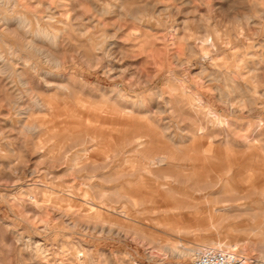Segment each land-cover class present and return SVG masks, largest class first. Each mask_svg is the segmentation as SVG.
Listing matches in <instances>:
<instances>
[{
    "label": "rangeland",
    "instance_id": "1",
    "mask_svg": "<svg viewBox=\"0 0 264 264\" xmlns=\"http://www.w3.org/2000/svg\"><path fill=\"white\" fill-rule=\"evenodd\" d=\"M19 14L56 35L46 53L2 21ZM0 18V264H183L168 247L227 234L264 264V0H16Z\"/></svg>",
    "mask_w": 264,
    "mask_h": 264
},
{
    "label": "bare ground",
    "instance_id": "2",
    "mask_svg": "<svg viewBox=\"0 0 264 264\" xmlns=\"http://www.w3.org/2000/svg\"><path fill=\"white\" fill-rule=\"evenodd\" d=\"M15 3H16V0H0V5L1 6H3V7H5V6H8V7H10V6H14L15 5ZM15 10V9H14ZM19 10V9H18ZM102 12V11H101ZM9 13V12H8ZM8 13H6V14H8ZM12 13H13V11H12ZM11 15V14H10ZM1 19V18H0ZM2 20V19H1ZM3 22H4V24L5 25H8L10 22L11 23H14L15 24V26H14V28H16V30H18V31H15V34L18 36V35H20L19 34V32H21V34L24 36H27V37H29L28 39H26V41H25V48L27 49V51L28 52H30V50H32L35 54H38V55H41V54H44V53H46V51L40 46V44H42V42H49L50 44H55L56 43V35L55 34H53V33H51V32H49V31H47L46 29H43V28H41V27H38V25H32L31 24V22H30V20L28 19V17L27 16H25V15H23V14H19V15H17L16 17H14V18H9V17H4V15H3V20H2ZM38 22V21H37ZM44 27H46V26H44ZM7 29H9V28H7ZM11 30V29H10ZM9 31V30H8ZM24 36V37H25ZM91 38V37H90ZM14 42V41H13ZM5 43V42H4ZM16 43V42H15ZM6 44V43H5ZM14 44V43H13ZM47 45V44H46ZM0 46H1V44H0ZM5 46V45H4ZM44 47V46H43ZM2 48H4V47H2ZM10 48V47H9ZM17 48H19V47H17ZM4 50V49H3ZM28 55V54H27ZM24 56V55H23ZM22 56V57H23ZM51 57H53V62H54V64L56 65V66H58L59 65V62H58V60L56 59V57L55 56H51ZM18 58V57H17ZM29 58V57H28ZM20 59V58H19ZM21 59H23V58H21ZM0 60H3V58H2V56H1V54H0ZM13 60V59H12ZM14 61V60H13ZM2 61H0V63H1ZM27 63V62H26ZM52 63V62H51ZM31 65V64H30ZM29 65V66H30ZM33 65V64H32ZM52 65V64H51ZM39 66V65H38ZM53 67V66H52ZM57 68V67H56ZM33 70V69H32ZM0 73H2V74H5V75H7V77H9L10 76V67H9V65H7V64H4L3 63V65H1L0 66ZM20 73V72H19ZM19 73H16V75H18V77H19V81L21 82V83H23V79H22V76H21V74L23 73L22 72V70H21V74H19ZM31 73V72H30ZM39 73V72H38ZM44 73V72H43ZM42 73V74H43ZM48 74V73H47ZM49 75V74H48ZM24 76H25V74H24ZM44 76V75H43ZM54 76H56V74H54ZM53 76V77H54ZM47 77H49V76H47ZM16 78H17V76H16ZM34 78V77H33ZM46 78V77H45ZM5 79V78H4ZM15 79V78H14ZM28 79V78H27ZM42 79H44V78H42ZM53 79H55V78H53ZM35 80H37V79H35ZM48 80H49V78H48ZM17 81V80H16ZM3 82V81H2ZM25 83H29L30 84V82H26V81H24ZM36 82V81H35ZM48 82V81H47ZM50 82V81H49ZM19 83V82H18ZM18 83H17V85H18ZM44 83V82H43ZM10 84V83H9ZM44 84H46V83H44ZM54 84H56V83H54ZM48 85V84H47ZM61 85V84H60ZM59 85V86H60ZM8 86V85H7ZM14 86V85H13ZM26 86V85H25ZM52 86H54L53 84H52ZM56 86V85H55ZM65 86V85H64ZM231 86V85H230ZM2 87V86H1ZM19 87V86H18ZM22 87V86H21ZM3 88V87H2ZM20 88V87H19ZM52 88H54V87H52ZM67 88V87H66ZM60 89H63V88H60ZM65 89V88H64ZM4 90H5V87H4ZM17 90V89H16ZM27 90V89H26ZM49 90V89H48ZM54 90H56V89H54ZM66 90V89H65ZM2 91V90H1ZM7 91V90H6ZM18 91V90H17ZM23 91H21V93H22ZM51 93H54V92H51ZM50 93V94H51ZM5 94H6V92H5ZM4 94V95H5ZM36 95L31 99V101L29 102V104H30V106H28V107H31V105H33L34 107H36L37 109L39 108L40 110H41V108H43L44 107V105L46 104V107H48L47 105H49V104H56L55 102H54V99L51 97V98H44V96L42 97L41 95H39V93L37 94V93H35ZM56 94V93H55ZM8 95V94H7ZM20 95V94H19ZM18 96V95H17ZM13 97L14 99L12 100L11 99V103H13V104H17L18 105V102H17V100H19L18 98H19V96L18 97ZM50 96V95H49ZM82 96V95H81ZM226 96V95H225ZM21 97V96H20ZM54 98L55 97H57V94H56V96H53ZM23 99H24V97H22ZM86 98V97H85ZM88 99V98H87ZM7 101H8V99H7ZM75 102V101H74ZM78 102H79V104H91L90 102H88V101H86V100H82V99H78ZM27 103V102H26ZM78 104V103H77ZM23 105V104H22ZM23 107H26V106H23ZM22 107V108H23ZM27 107V108H28ZM49 109V108H48ZM21 110V109H20ZM28 110V109H27ZM39 111V110H38ZM22 112V111H21ZM23 113V112H22ZM47 120V119H46ZM49 121H51V120H49ZM42 123L43 122H41V124L39 123L38 125H42ZM43 125H44V123H43ZM25 128H27L29 131L30 130H36L37 129V123H36V125L35 124H32V125H25L24 126ZM22 129H23V126H22ZM24 130V129H23ZM33 133V132H32ZM50 133L51 132H49V135H50ZM41 139V138H40ZM48 140V139H47ZM40 142V141H39ZM39 142H38V144H39ZM51 143V142H50ZM49 145V144H48ZM40 147V146H39ZM113 149V148H112ZM59 151V150H58ZM80 151H82V149L80 150ZM83 151H85V149L83 150ZM111 151V150H110ZM53 152V151H52ZM54 153L55 154H57V152L56 151H54ZM48 154H50V152L48 153ZM87 154V153H86ZM52 155V154H51ZM197 155V154H196ZM53 156V155H52ZM166 156V155H165ZM84 154H79V156L77 155V156H75L73 159H72V163H74L76 160H78L79 158L81 159V161H82V159H84ZM155 158V157H154ZM191 159H192V156H191ZM224 160V159H223ZM78 161H80V160H78ZM196 162V161H195ZM76 163V162H75ZM84 163L85 162H83L82 164L84 165ZM81 164V163H80ZM80 164H77V166L78 167H80V166H82V164L80 165ZM80 165V166H79ZM75 167H76V165H75ZM67 168H69V167H67ZM119 168V167H118ZM76 169H77V167H76ZM195 169V168H194ZM230 169V168H229ZM198 170V169H197ZM199 171V170H198ZM227 171V170H226ZM225 171V172H226ZM194 172H196V171H194ZM205 172H206V170H205ZM228 172V171H227ZM190 173V172H189ZM193 173V172H192ZM194 175V174H193ZM38 177V176H37ZM214 177V176H213ZM204 180V179H203ZM33 181H35V180H33ZM163 185V184H162ZM243 192V191H242ZM230 193V192H229ZM137 196V195H136ZM33 198V197H32ZM35 199V198H34ZM205 201H207V200H205ZM257 201V200H256ZM188 203V202H187ZM161 208V207H160ZM218 210H219V208H218ZM217 210V211H218ZM222 210V209H221ZM223 210H224V208H223ZM220 211V210H219ZM218 211V212H219ZM95 213V212H94ZM217 215V214H216ZM221 215V214H220ZM102 222V221H101ZM104 222V221H103ZM212 222V221H211ZM214 222V221H213ZM212 225V224H211ZM189 227V226H188ZM198 227V226H197ZM196 227V228H197ZM199 227H201V226H199ZM185 228V227H184ZM190 228V227H189ZM193 228V227H192ZM201 229V228H200ZM202 229H204L203 227H202ZM185 230V229H184ZM253 232V231H252ZM257 232H259V231H255V232H253V234L254 235H256L257 234ZM222 237L219 239V241L218 242H216V240H215V242H208L209 244H207V245H204L205 244V242H203L202 240V242L204 243H201L198 239H197V242L196 243H194L193 245H191V246H183V247H181V248H177V247H174V246H170V247H168L172 252H174V254L175 255H177V256H187V257H190L191 255H192V253H193V251L198 247V246H202V245H204V246H210V247H225V248H228V249H230V250H233V251H235L237 254H238V251L236 250V249H234L233 247L234 246H236L237 245V243H236V241H234V240H232L231 239V237H230V235H221ZM258 236H260L261 237V235H258ZM220 237V236H219ZM212 239V238H211ZM258 239H259V237H258ZM36 240V239H35ZM210 240V239H209ZM209 240H207L206 239V242L207 241H209ZM213 240V239H212ZM214 241V240H213ZM264 241V240H263ZM34 248V247H33ZM167 248V249H168ZM43 250V249H42ZM31 253V252H30ZM238 257H239V264H240V258H241V260H242V262H245L246 261V258L244 257V255H243V253H242V251L241 252H239V255H238Z\"/></svg>",
    "mask_w": 264,
    "mask_h": 264
},
{
    "label": "built area",
    "instance_id": "3",
    "mask_svg": "<svg viewBox=\"0 0 264 264\" xmlns=\"http://www.w3.org/2000/svg\"><path fill=\"white\" fill-rule=\"evenodd\" d=\"M183 264H239L238 254L225 247L198 246Z\"/></svg>",
    "mask_w": 264,
    "mask_h": 264
}]
</instances>
